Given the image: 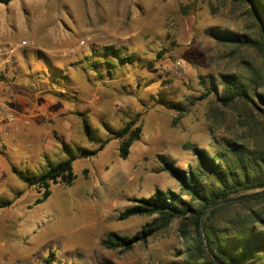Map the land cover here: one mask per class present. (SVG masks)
<instances>
[{
	"label": "rangeland",
	"instance_id": "rangeland-1",
	"mask_svg": "<svg viewBox=\"0 0 264 264\" xmlns=\"http://www.w3.org/2000/svg\"><path fill=\"white\" fill-rule=\"evenodd\" d=\"M242 13L231 0L0 4V52L13 50L23 66L0 68V205L10 202L0 208V264L183 259L177 256L183 251L181 234L187 241L192 227L182 228L179 220L125 252L100 242L109 233L131 238L151 222L118 219L133 200L155 190L180 192L177 180L159 171L160 157L185 169L195 164L188 145L208 149L246 129L237 123L242 108L220 107L218 93L210 90L214 84L219 92L218 74L237 71L245 59L256 61L252 50L232 57V48L217 42L223 34L246 31ZM108 46L131 61L105 54ZM15 80L20 96L12 99L9 85ZM81 117L92 128L90 141ZM129 124L140 126L141 135L121 159L118 148L129 134L111 136ZM103 141L96 154L72 163L70 186L51 184L50 195L38 204L43 190L25 186L12 173L37 178L67 159L64 148L78 156Z\"/></svg>",
	"mask_w": 264,
	"mask_h": 264
},
{
	"label": "trees",
	"instance_id": "trees-1",
	"mask_svg": "<svg viewBox=\"0 0 264 264\" xmlns=\"http://www.w3.org/2000/svg\"><path fill=\"white\" fill-rule=\"evenodd\" d=\"M12 0H0L7 4ZM232 5L247 18L246 31L226 33L218 37L217 42L232 48L230 55L236 57L242 50H252L256 61L245 59L240 69L234 72L218 74L217 86L211 84L212 91L218 93L222 108L242 110L237 113V123L246 129L236 138H222L206 148H190L195 164L186 163L185 169L173 165L163 157L159 158V171L174 177L180 192L155 190L147 198L133 200L132 206L125 208L118 216L124 220L132 216L150 217L151 222L131 238L109 233L100 244L108 250L125 252L136 243H144L157 232L167 229L174 220L192 227V236L183 234V251L177 254L180 261L166 264H215L203 249L199 240V224L205 209L214 202L237 198L264 189V0H231ZM111 53L118 61H131L116 48L108 46L105 54ZM46 76V75H45ZM47 77V76H46ZM52 85L59 83L50 81ZM84 136L90 141L92 128L81 117ZM118 148L121 159H125L129 148L139 140L141 127L126 125L112 139H123ZM107 141H103L95 150H84L76 156L69 149L63 150L67 159L50 166L37 178H31L12 169L17 180L27 187L43 190L38 204L50 195L51 184L70 186L75 176L72 163L79 158L94 155ZM187 147V148H188ZM210 149V151H209ZM187 196V199L183 198ZM10 202L0 205L6 207ZM203 241L208 250L222 264H264V194L221 204L212 208L204 218ZM53 253H51V256Z\"/></svg>",
	"mask_w": 264,
	"mask_h": 264
},
{
	"label": "water",
	"instance_id": "water-1",
	"mask_svg": "<svg viewBox=\"0 0 264 264\" xmlns=\"http://www.w3.org/2000/svg\"><path fill=\"white\" fill-rule=\"evenodd\" d=\"M261 194H264V189H260V190H257L255 192H252V193H249V194H246V195H242V196L237 197V198H231V199L224 200V201L214 202V203H212L211 205H209L205 209V211H204V213H203V215L201 217L200 224H199L198 235H199V240H200V242L202 244L203 249L206 251V253L209 255V257L212 259V261L215 262V264H222V263L208 250V248L205 246V243L203 241V222H204L205 216L208 214V212L212 208H214L216 206H219L221 204H226V203L242 200V199H245V198H249V197H253V196H257V195H261Z\"/></svg>",
	"mask_w": 264,
	"mask_h": 264
},
{
	"label": "crops",
	"instance_id": "crops-1",
	"mask_svg": "<svg viewBox=\"0 0 264 264\" xmlns=\"http://www.w3.org/2000/svg\"><path fill=\"white\" fill-rule=\"evenodd\" d=\"M17 57L19 58L20 56L19 55H17ZM14 62H16V64H17V67L16 68H19V69H21V68H23V66H22V63H20V61H18L17 59H15V56H14ZM11 66L12 65H10V66H6V67H2V64L0 63V68H1V70L3 71V72H5V71H9V69L8 68H11ZM6 83V82H5ZM13 83V84H12ZM12 83H10V87H11V89H13L12 91H10L9 90V94H11L12 96H11V98L13 99V98H15L16 96H20L19 94H17V93H14V87L16 86V84H18V81L17 80H15V81H13ZM7 85V84H6Z\"/></svg>",
	"mask_w": 264,
	"mask_h": 264
},
{
	"label": "built area",
	"instance_id": "built-area-1",
	"mask_svg": "<svg viewBox=\"0 0 264 264\" xmlns=\"http://www.w3.org/2000/svg\"><path fill=\"white\" fill-rule=\"evenodd\" d=\"M21 45H25V42H22ZM0 56L2 57V59H1L2 67L13 65V63H14L13 50L12 51L8 50L7 53L0 52Z\"/></svg>",
	"mask_w": 264,
	"mask_h": 264
}]
</instances>
